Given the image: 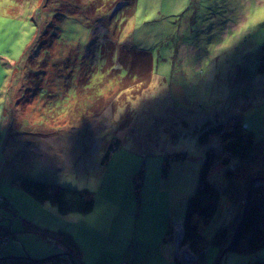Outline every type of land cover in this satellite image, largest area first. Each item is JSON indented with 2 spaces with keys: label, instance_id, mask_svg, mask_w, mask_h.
I'll return each mask as SVG.
<instances>
[{
  "label": "rangeland",
  "instance_id": "rangeland-1",
  "mask_svg": "<svg viewBox=\"0 0 264 264\" xmlns=\"http://www.w3.org/2000/svg\"><path fill=\"white\" fill-rule=\"evenodd\" d=\"M131 1L132 12H122ZM114 23L120 45L152 55L148 87L132 80L125 88L117 55L104 61L101 34L116 40L106 27ZM263 46L264 0H0V229L16 218L22 224L0 240L36 259L63 231L82 264H177L185 251L198 264L189 247L177 246L210 147L198 136L241 114L264 141ZM128 52L129 67L147 68L145 56L132 61ZM114 138L120 144L103 165ZM211 145L219 148V139ZM182 152L186 159L172 158ZM49 174L92 193L94 210L62 215L13 183ZM211 179L225 190L224 170ZM242 207H220L205 228L204 264L218 263L222 251L211 241L224 223L234 236ZM257 260L264 249L230 251L221 264Z\"/></svg>",
  "mask_w": 264,
  "mask_h": 264
},
{
  "label": "trees",
  "instance_id": "trees-1",
  "mask_svg": "<svg viewBox=\"0 0 264 264\" xmlns=\"http://www.w3.org/2000/svg\"><path fill=\"white\" fill-rule=\"evenodd\" d=\"M98 8V7H97ZM134 8L133 2L123 6V11L130 14ZM108 26V27H107ZM110 29L116 30V40L112 37L105 36L101 42L102 57L106 63L117 61V70H125L126 76L121 79L126 86V81L134 80V85H142L145 88L150 85L152 80L153 58L149 52L137 51L131 48H126L118 43V25H106ZM109 34V33H108ZM106 39V40H105ZM97 43L96 46H98ZM110 47V56L105 51ZM125 47V49H122ZM109 50V48L107 49ZM121 51V53H120ZM130 55L132 61L139 57V60L145 61L146 57L147 68H134V65L129 67L124 57L125 52ZM264 51V46H263ZM111 58L112 61L109 59ZM260 72H264V54L261 58ZM139 72L136 77L135 72ZM136 77V78H135ZM144 78L146 81H144ZM145 82V83H144ZM131 85V84H130ZM126 86L125 88H129ZM142 90V89H141ZM256 130L244 125L241 114H232L224 121L204 127L198 136V141L201 145H208L204 153V160L199 173V184L196 191L189 196L186 205V212L183 218V238L181 246H187L195 254L198 255V264H204L207 257V245L203 233L205 228L212 222L218 213L222 201L225 199L228 202H236L243 206L239 213L240 219L243 216L245 205H248V210L245 215L240 229L235 232L231 238L232 229L229 226L219 228L214 235L211 245L217 246L223 250L230 245V251L256 254L264 249V141L256 140ZM217 138L220 141V147H214L211 143ZM120 144L118 138H114L111 144L105 149L102 164L105 165L109 161L113 152ZM173 159L184 160L186 153H175ZM235 162L233 165L232 163ZM221 167H217V164ZM224 170V177L227 182L225 190L216 185L211 177L213 173ZM47 176V175H46ZM24 178L15 177L13 183L21 187L25 192L30 194L40 203H49L56 207L60 214L66 215L77 213L82 215L90 214L95 207V200L88 190H76L69 187H64L65 184L53 181L46 178ZM50 178L53 175H48ZM142 172L136 176V180H141ZM59 180V179H58ZM254 185L251 191L250 200L246 202L249 186L252 181ZM140 184L136 183V189L140 196ZM238 219V222L240 221ZM238 229V228H237ZM234 230V229H233ZM3 230L0 231L1 234ZM173 229H169L166 237H170ZM233 232V231H232ZM12 234L6 230L3 234L7 236ZM13 235V234H12ZM59 242L64 243L67 247V254L70 259L74 260L75 264H82V257L78 245L69 234L59 231L57 233ZM229 251V252H230ZM221 252V253H222ZM259 257V254H258ZM12 260L14 264H44L52 262L53 264H64L59 256L44 257L32 259L30 256L7 257L6 261ZM177 264H182L177 260ZM252 264H264V260L254 261Z\"/></svg>",
  "mask_w": 264,
  "mask_h": 264
},
{
  "label": "crops",
  "instance_id": "crops-1",
  "mask_svg": "<svg viewBox=\"0 0 264 264\" xmlns=\"http://www.w3.org/2000/svg\"><path fill=\"white\" fill-rule=\"evenodd\" d=\"M1 129L3 131L2 125H1ZM0 137H2L3 140H5V137H3V133L1 134ZM49 175L51 176L52 174H49ZM46 178L52 179L53 181H58L57 178L54 175H53L52 178H50L47 175ZM221 207H222V211H223L224 214H225V211L226 210H231L230 211V214H232L233 212L236 214L237 209H238V206L237 205H235L234 207H232V205L230 204V202H228L227 200L225 201V199L222 201ZM221 220H223V219H221ZM18 225H20V226L22 225L21 224V220L19 218H16L10 224V227H11L10 229H7L5 227H2L0 229V231L3 230L2 232H4V233L6 232V230H8L10 232L14 231V233L12 232V234H15L16 233L15 230H17V226ZM21 232H22L21 230H18V234H22ZM0 244H1V246H0V264H14V262L12 260L6 261V258L7 257L10 258V257H21V256H28L29 257L30 256L28 254H26V255L21 254L23 252V250H15V248L13 247V242L11 240L8 241V243H0ZM53 245L55 247L54 250H51V251L50 250H46L45 253H42V255L39 254L37 256L38 257H41V258H44V257H47V256L54 257V256H57V254L61 253V255L59 257H62V262L64 264H69V262H71V261L69 260V257H67L65 255V253H67L68 247L64 243L53 244ZM53 254H56V255H53ZM44 264H53V263L52 262H48V263H44Z\"/></svg>",
  "mask_w": 264,
  "mask_h": 264
},
{
  "label": "water",
  "instance_id": "water-1",
  "mask_svg": "<svg viewBox=\"0 0 264 264\" xmlns=\"http://www.w3.org/2000/svg\"><path fill=\"white\" fill-rule=\"evenodd\" d=\"M254 182H255V180L252 181V182L250 183L249 191H248V196H247V201L250 200V195H251V191H252V188H253ZM247 210H248V205H247L246 208H245V213H244L245 215H246V213H247ZM245 215L243 216V219H242L240 225L243 223V221H244V219H245ZM240 225L238 226L237 231L240 229ZM182 238H183V234H181V236H180L179 238H177V246H179V245L181 244ZM229 251H230V245H229L228 247H226V248L223 250V252L221 253V256H220V258H219L217 264H221V262H222L224 256H225L226 253H228ZM60 255H61V254H58V256H60ZM65 255H66L67 257H69V255H68L67 253H65ZM69 260H70L73 264H75V263H74V260H73V259H70V257H69ZM196 261H197V258H188V259H181V258H180V262H181L182 264H193V263H195Z\"/></svg>",
  "mask_w": 264,
  "mask_h": 264
},
{
  "label": "bare ground",
  "instance_id": "bare-ground-1",
  "mask_svg": "<svg viewBox=\"0 0 264 264\" xmlns=\"http://www.w3.org/2000/svg\"><path fill=\"white\" fill-rule=\"evenodd\" d=\"M179 228L181 229V227H179ZM181 230H179L180 233L178 234L177 238H179L181 236V234H182ZM180 255H181L182 259H188V258H195L196 257L195 255H192V254L188 253L187 251L180 253Z\"/></svg>",
  "mask_w": 264,
  "mask_h": 264
},
{
  "label": "built area",
  "instance_id": "built-area-1",
  "mask_svg": "<svg viewBox=\"0 0 264 264\" xmlns=\"http://www.w3.org/2000/svg\"><path fill=\"white\" fill-rule=\"evenodd\" d=\"M0 238H3V236H0ZM0 243H3L1 240H0ZM196 258V257H195Z\"/></svg>",
  "mask_w": 264,
  "mask_h": 264
},
{
  "label": "flooded vegetation",
  "instance_id": "flooded-vegetation-1",
  "mask_svg": "<svg viewBox=\"0 0 264 264\" xmlns=\"http://www.w3.org/2000/svg\"><path fill=\"white\" fill-rule=\"evenodd\" d=\"M58 256V255H57Z\"/></svg>",
  "mask_w": 264,
  "mask_h": 264
}]
</instances>
